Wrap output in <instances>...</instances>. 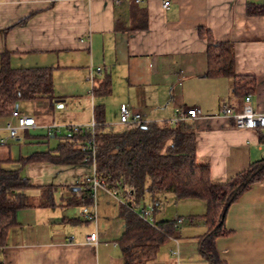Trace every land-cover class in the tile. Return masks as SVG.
I'll return each instance as SVG.
<instances>
[{"label":"crops","instance_id":"crops-1","mask_svg":"<svg viewBox=\"0 0 264 264\" xmlns=\"http://www.w3.org/2000/svg\"><path fill=\"white\" fill-rule=\"evenodd\" d=\"M164 1L0 0V56L8 54L12 69H51L53 81V98L17 105L19 115L32 117L35 127L19 130L12 139L7 125L16 126L17 119L0 117V145L15 141L20 149L13 156L9 147L0 160L54 148L59 136L68 133L49 134L48 126L85 127L95 123L96 107L103 109L106 127H122L124 106L128 113L139 114L142 123L171 121L177 109H197L198 118L185 122L195 132V161L209 166L214 183L263 164L264 134L235 129L222 110L242 111L250 95L253 111L264 112V15H248L246 10L248 4L264 6V0H168L163 8ZM199 29L209 31L216 42L232 44L234 73L254 79L251 92L229 77L207 75L206 41ZM103 80L109 92L96 94ZM23 145L38 150L22 154ZM10 168H20L28 180L27 194L35 206L16 212L0 263L123 264L117 241L125 232L120 215L125 202L102 186L93 189L91 206L63 202L77 191L72 188L94 177L93 165L33 162ZM47 186L56 189L54 205L38 207L39 188ZM136 200L132 212L153 202L146 195ZM173 207L167 214L161 202L157 218L158 210L153 212L155 224L172 221L174 231L147 264H207L197 239L205 231L200 219L205 203L174 198ZM178 219L181 223L175 224ZM225 228L231 234L215 240L221 261L264 264V178L229 207ZM91 234L96 235L94 242L87 239Z\"/></svg>","mask_w":264,"mask_h":264},{"label":"trees","instance_id":"trees-1","mask_svg":"<svg viewBox=\"0 0 264 264\" xmlns=\"http://www.w3.org/2000/svg\"><path fill=\"white\" fill-rule=\"evenodd\" d=\"M246 10L248 15H264V6L248 4ZM198 34L206 41L207 75L229 77L239 85L238 88L251 92L255 87L254 79L234 73L232 44L216 42L212 34L203 29H199ZM108 85L107 81H100L94 92L106 95ZM39 97L53 98L51 69H12L8 65V54L1 55L0 117L11 116L20 102ZM103 117V109L96 107L92 138L87 131L67 132V135L59 136V143L52 149L17 160H0V249L6 243L9 230L16 224V212L35 206L27 194L31 188L28 180L21 177L20 168H10V164L18 163L19 167L33 162L93 165L94 177L84 180L76 192L63 198V202L65 206H91L93 179L125 202L120 211L126 224L125 232L117 241L123 264H147L172 236V221L151 226L131 211L138 204L136 199L146 195L153 201L151 207L156 212L162 199L166 200V194L177 200L205 203V213L200 216L205 231L197 237L198 252L207 264H226L219 259L215 240L231 234L225 228L228 209L250 185L264 178V168L260 169L262 163L252 165L225 183H214L209 166L195 161L196 136L188 122L177 127L170 121L134 122L113 131L112 127L103 124ZM89 140H92L93 149L88 145ZM55 190L51 186L40 187L37 206L52 207Z\"/></svg>","mask_w":264,"mask_h":264},{"label":"built area","instance_id":"built-area-1","mask_svg":"<svg viewBox=\"0 0 264 264\" xmlns=\"http://www.w3.org/2000/svg\"><path fill=\"white\" fill-rule=\"evenodd\" d=\"M139 1V0H137ZM169 5V1L166 0L163 2V8H167ZM99 71V69H97ZM251 96L246 95L245 96V104L242 108V111L240 112H234L232 109L225 107L222 110V114L229 118L233 124V127L237 130H252V131H260L264 134V112H254L251 107ZM120 123L122 124H129L138 122L141 123V117L139 114L136 113H128L127 109L124 106L120 107ZM198 112L195 108H189V109H177L176 114L173 117V119L170 121V123L173 126H178L181 123L185 122L188 119H196L198 118ZM11 117H14L17 119V125L14 126L11 123L7 125V130L9 132L10 138H15L19 130L28 129L35 127V122L32 117L27 116H20L17 111H13L11 114ZM96 126L95 123H92L87 126H80V125H74V126H58V125H50L47 127L49 134H61L63 132H68L71 134H77L81 131H87L91 133V138L93 134V129ZM1 144H5L4 141H1ZM88 145L90 148L93 149L92 140L88 141ZM93 189L97 186H102L96 179H93L92 181ZM134 213L137 214V216L143 220L145 223L155 226V222L153 219V208L152 207H140L135 208L133 210ZM181 220L178 219L175 221V224H180ZM88 241L94 242L96 240V235L91 234L87 237ZM176 246L177 241L175 240ZM178 250L177 248L172 251V254L177 255Z\"/></svg>","mask_w":264,"mask_h":264},{"label":"rangeland","instance_id":"rangeland-1","mask_svg":"<svg viewBox=\"0 0 264 264\" xmlns=\"http://www.w3.org/2000/svg\"><path fill=\"white\" fill-rule=\"evenodd\" d=\"M120 128H121V126H119V127H112L111 129L113 131H118ZM15 144H16L15 141H10L8 143V145H0V159L6 158L7 149L9 147L10 148L13 147L12 148V151H13V154L12 155L13 156H17L18 151H20V149H18L19 147L16 146ZM36 150H38L37 147L30 146V145H23L21 147V151H22L21 153L22 154H31V152L36 151ZM24 157H26V156H24ZM166 195H167L166 196L167 197L166 200L164 201L162 199V209H165V211H166L167 214H171L173 212V208H174L173 207V205H174V197L171 194H166ZM168 208H169V210H168ZM162 209H159L158 210V213H156V218L159 215V212L163 211ZM184 218H186V217H184ZM184 220H185V223H186L187 218L184 219Z\"/></svg>","mask_w":264,"mask_h":264},{"label":"water","instance_id":"water-1","mask_svg":"<svg viewBox=\"0 0 264 264\" xmlns=\"http://www.w3.org/2000/svg\"><path fill=\"white\" fill-rule=\"evenodd\" d=\"M264 168V163L260 166V169ZM72 190H78V188H72Z\"/></svg>","mask_w":264,"mask_h":264}]
</instances>
